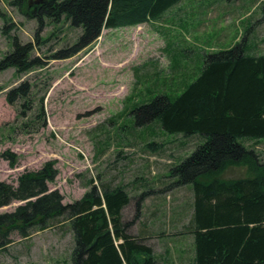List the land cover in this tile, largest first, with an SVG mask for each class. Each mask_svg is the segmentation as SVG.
Here are the masks:
<instances>
[{"label":"rangeland","instance_id":"rangeland-1","mask_svg":"<svg viewBox=\"0 0 264 264\" xmlns=\"http://www.w3.org/2000/svg\"><path fill=\"white\" fill-rule=\"evenodd\" d=\"M14 1L0 0V60L17 38L32 44L33 57L45 66L0 73V180L17 185L21 175L52 161L59 175L50 188L64 204L93 186H124L131 198L123 212L124 221L133 222L129 232L148 239L158 264H192L193 238L176 235L188 223L193 191L175 185L179 177L170 171L203 141L167 134L157 123L136 127L132 112L158 95L181 93L200 74L206 55L243 41L250 55H264L262 1L182 0L156 22L104 30L68 60L52 56L72 46L81 30L30 18L27 5L45 0H28L22 8ZM23 83L30 95L11 105L8 93ZM247 145L264 160L263 142ZM4 154L13 156L14 167ZM244 175L236 167L224 178ZM20 205L0 208V214ZM73 247L70 222L60 219L27 239L14 236L0 250V264H72Z\"/></svg>","mask_w":264,"mask_h":264},{"label":"trees","instance_id":"trees-1","mask_svg":"<svg viewBox=\"0 0 264 264\" xmlns=\"http://www.w3.org/2000/svg\"><path fill=\"white\" fill-rule=\"evenodd\" d=\"M27 1L15 0L13 5L22 8ZM181 2L45 0L27 5V15L41 25L47 20L81 30L72 46L52 56L68 60L95 44L104 30L156 22ZM33 52L32 44L15 38L12 51L0 60V73L43 68L44 60ZM29 95L30 86L23 83L8 93L7 101L13 105ZM132 114L136 127L157 123L167 134L203 141L170 171L179 177L175 185H190L193 191L188 223L177 233L193 237L192 264H264V160L247 145L264 144V55H250L245 41L206 55L200 74L181 93L158 95ZM3 156L11 159V167L16 165L13 156ZM236 167L245 169V175L224 178ZM58 175L51 161L21 175L17 185L0 180V208L23 203L0 214V250L9 247L14 236L27 239L66 219L74 236L72 264H158L148 239L132 235L133 222L124 221L131 201L124 186H93L82 199L64 204L63 195L50 188Z\"/></svg>","mask_w":264,"mask_h":264},{"label":"crops","instance_id":"crops-1","mask_svg":"<svg viewBox=\"0 0 264 264\" xmlns=\"http://www.w3.org/2000/svg\"><path fill=\"white\" fill-rule=\"evenodd\" d=\"M251 142H255V141H251ZM176 236H180V235H176ZM182 237H184V235H181ZM185 236H188V235H185ZM192 237V236H191ZM193 238V237H192ZM194 242V240H193ZM193 248V247H192Z\"/></svg>","mask_w":264,"mask_h":264},{"label":"water","instance_id":"water-1","mask_svg":"<svg viewBox=\"0 0 264 264\" xmlns=\"http://www.w3.org/2000/svg\"><path fill=\"white\" fill-rule=\"evenodd\" d=\"M23 203H21V205H22Z\"/></svg>","mask_w":264,"mask_h":264}]
</instances>
